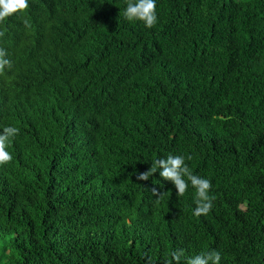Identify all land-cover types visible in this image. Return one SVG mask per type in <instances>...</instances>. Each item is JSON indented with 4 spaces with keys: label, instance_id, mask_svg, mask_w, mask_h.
Here are the masks:
<instances>
[{
    "label": "trees",
    "instance_id": "16d2710c",
    "mask_svg": "<svg viewBox=\"0 0 264 264\" xmlns=\"http://www.w3.org/2000/svg\"><path fill=\"white\" fill-rule=\"evenodd\" d=\"M156 3L151 29L124 18L126 0H29L0 24L12 62L2 114L14 124L6 106L19 96L40 123L33 146L7 147L35 211L0 208V264H166L178 248L264 264V0ZM101 87L114 113L62 151L42 109L62 113ZM169 154L211 181L207 215H193L190 181L178 197L159 170L137 179Z\"/></svg>",
    "mask_w": 264,
    "mask_h": 264
},
{
    "label": "clouds",
    "instance_id": "9594fccd",
    "mask_svg": "<svg viewBox=\"0 0 264 264\" xmlns=\"http://www.w3.org/2000/svg\"><path fill=\"white\" fill-rule=\"evenodd\" d=\"M29 7V0H0V24H3L6 18L13 14L25 12ZM122 14L126 20L141 21L149 29L154 28L158 22L156 0H126V8ZM23 23L25 27H31L28 19H25ZM4 35L5 32L0 31V37ZM7 55L6 49L0 47V82L11 79L8 76L12 62L6 58ZM38 71L41 74L43 72L42 68ZM72 72L64 71L63 76L68 77ZM61 95L64 94L60 93L50 98V101ZM117 105L118 100L109 94L105 87H101L97 91L79 97L77 105L72 104L62 113H56L49 107L47 110L42 109L41 114H46L50 123L61 130L64 136L62 151L69 152L76 144L82 143L88 132H93V125L101 128L102 122L109 118L111 112L114 113ZM6 107L8 111H12L14 124H10V113L4 116L0 109V208H5L9 214L23 219L29 215L33 216L35 211L34 201L30 199L31 185L28 188L26 184L30 183V178L29 180L24 178L22 171L13 164V157L7 151V147L12 140L33 146L37 139L34 132L40 123L37 112L19 96L13 98L10 96ZM83 130H85L82 133L83 137H80L79 133ZM188 159L191 160L192 157L189 156ZM16 160L19 159L16 158ZM158 170L163 180L170 181L175 186L178 197L185 195L189 187L188 182H191V186L195 189L194 203L196 205L193 215L196 217L207 215L212 210L215 196L209 194L212 188L211 181L193 174L185 163L184 156L169 154L166 158L156 159L148 171L137 174V179L147 181ZM151 191L154 196L158 197L157 203H159L164 193L155 187ZM23 196L27 199L26 203L23 201ZM61 197L62 194H59L54 201L50 200V202L55 203ZM143 236L146 237V228ZM171 257L172 259L167 260L166 264H173V262L182 264V261L183 264H220L221 260V254L216 250L185 256L183 248L174 250ZM147 264H153L151 259Z\"/></svg>",
    "mask_w": 264,
    "mask_h": 264
}]
</instances>
